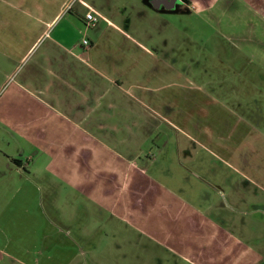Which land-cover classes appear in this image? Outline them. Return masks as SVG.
Masks as SVG:
<instances>
[{"label": "crops", "instance_id": "0c3cea01", "mask_svg": "<svg viewBox=\"0 0 264 264\" xmlns=\"http://www.w3.org/2000/svg\"><path fill=\"white\" fill-rule=\"evenodd\" d=\"M0 264H264V0H0Z\"/></svg>", "mask_w": 264, "mask_h": 264}, {"label": "rangeland", "instance_id": "374dc122", "mask_svg": "<svg viewBox=\"0 0 264 264\" xmlns=\"http://www.w3.org/2000/svg\"><path fill=\"white\" fill-rule=\"evenodd\" d=\"M190 22H192V27L191 28H188V30H190L189 32L190 33H192L193 34V32L195 31V28H196V26H197V23H193V19L192 20H189ZM185 23V21H180V20H178V19H175L174 20V25H175V27L176 28H179L180 26H181V24H184ZM191 24V23H190ZM196 31H197V29H196ZM187 30H186V33H189ZM175 35L176 36H180L181 35V33H179V31H175ZM212 41H213V39H212ZM212 41H210V40H207L206 41V43L209 45ZM214 47V44H212V48ZM215 50V49H214ZM214 50H212V51H214ZM192 84H199V83H193V82H191ZM234 84H236V83H234ZM240 85L238 84V87H239ZM240 89H242L241 87H239ZM177 89V88H176ZM39 244H40V242H39ZM42 244V243H41ZM53 244V243H52ZM47 245H48V243H47Z\"/></svg>", "mask_w": 264, "mask_h": 264}, {"label": "water", "instance_id": "95a60500", "mask_svg": "<svg viewBox=\"0 0 264 264\" xmlns=\"http://www.w3.org/2000/svg\"><path fill=\"white\" fill-rule=\"evenodd\" d=\"M150 3L155 8L164 6L166 9H172L176 4L181 3V0H150Z\"/></svg>", "mask_w": 264, "mask_h": 264}, {"label": "built area", "instance_id": "2783aa9c", "mask_svg": "<svg viewBox=\"0 0 264 264\" xmlns=\"http://www.w3.org/2000/svg\"><path fill=\"white\" fill-rule=\"evenodd\" d=\"M98 18V14H96L93 10H89L85 13V21L88 26H93L98 21ZM82 43L87 46L89 41L85 38L82 40Z\"/></svg>", "mask_w": 264, "mask_h": 264}, {"label": "trees", "instance_id": "16d2710c", "mask_svg": "<svg viewBox=\"0 0 264 264\" xmlns=\"http://www.w3.org/2000/svg\"><path fill=\"white\" fill-rule=\"evenodd\" d=\"M179 9L175 8L173 11H178ZM181 10V9H180ZM183 11H187L186 9H183Z\"/></svg>", "mask_w": 264, "mask_h": 264}]
</instances>
